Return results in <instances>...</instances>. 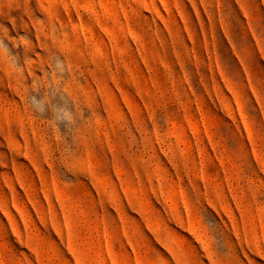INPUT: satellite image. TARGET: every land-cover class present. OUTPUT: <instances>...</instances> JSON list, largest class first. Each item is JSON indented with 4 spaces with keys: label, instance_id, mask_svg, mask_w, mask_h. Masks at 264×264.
Wrapping results in <instances>:
<instances>
[{
    "label": "rangeland",
    "instance_id": "374dc122",
    "mask_svg": "<svg viewBox=\"0 0 264 264\" xmlns=\"http://www.w3.org/2000/svg\"><path fill=\"white\" fill-rule=\"evenodd\" d=\"M0 264H264V0H0Z\"/></svg>",
    "mask_w": 264,
    "mask_h": 264
}]
</instances>
